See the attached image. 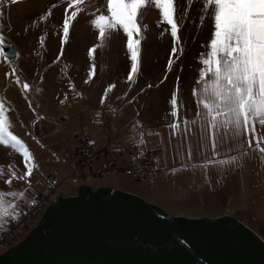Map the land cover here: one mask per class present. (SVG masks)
<instances>
[{"label":"rangeland","instance_id":"374dc122","mask_svg":"<svg viewBox=\"0 0 264 264\" xmlns=\"http://www.w3.org/2000/svg\"><path fill=\"white\" fill-rule=\"evenodd\" d=\"M179 7L187 15L177 21L181 25L178 43L154 6L138 14L140 34L134 33L133 39L140 40L139 63L129 80L127 34L116 26L100 37L92 22L100 14L110 15L106 0L79 4L76 0H5L0 7V35L15 54L0 51V102L9 118V131L32 157L26 162L10 145L0 144V190L25 193L15 201L18 214L45 189L46 174L64 176L72 171L65 160L74 157L77 130L86 129L96 147L107 140L110 149L135 144L151 154L157 170L145 182L106 174L81 183L133 192L173 215H237L264 237V166L259 164L261 153L255 150V142L249 149L247 134L229 133L214 152L210 130L201 139L199 121L185 130V121L197 118L193 89L200 87L201 54L210 50L205 45L214 32V20L201 21L200 0H179ZM73 12L77 15L70 20L65 38L63 22ZM173 47L178 49L175 55ZM24 83L29 84L28 90ZM174 94L175 117L170 103ZM99 109L109 111L102 125L92 122L93 111ZM173 123L180 125L179 131L170 127ZM141 135L144 143L138 144ZM257 135L264 136V128L257 129ZM229 156L237 157L236 162L204 163ZM26 163L36 165L32 174L24 180L12 178L13 171L17 177L27 172ZM9 179L11 184L5 182ZM76 186L71 180L62 183L46 206ZM41 214L28 219L18 238L1 243L0 252L24 237ZM7 230L6 222L0 226V237Z\"/></svg>","mask_w":264,"mask_h":264},{"label":"water","instance_id":"95a60500","mask_svg":"<svg viewBox=\"0 0 264 264\" xmlns=\"http://www.w3.org/2000/svg\"><path fill=\"white\" fill-rule=\"evenodd\" d=\"M0 264H264V237L237 215H173L133 192L81 183Z\"/></svg>","mask_w":264,"mask_h":264},{"label":"snow or ice","instance_id":"6c2138e0","mask_svg":"<svg viewBox=\"0 0 264 264\" xmlns=\"http://www.w3.org/2000/svg\"><path fill=\"white\" fill-rule=\"evenodd\" d=\"M4 2L5 0H0V7ZM10 2L17 3L18 0ZM81 2L82 0H76L78 4ZM106 2L110 15L100 14L92 22L99 30L100 37L105 36L106 30L114 29L116 26L127 34V48L131 59L129 80L138 69L140 40L133 39V34H140L137 17L142 10L148 6L158 9L163 21L170 25L174 42L178 43L181 25L177 21L183 20L187 15L186 10L180 9L179 0H106ZM200 4V19L202 22L214 20V32L209 44L205 45L206 49L210 50L201 54V63L204 67L200 69L197 81L200 87L197 89L194 86L193 89V95L197 98V118L185 121V130H188V125H195L199 121L202 128L201 139H204V131L210 130L214 152L229 133L234 137L247 134L248 148L253 149L255 142V150L264 153V136L257 135L256 127L259 125L264 128V0H200ZM76 15L77 13L73 12L71 17L64 19L65 38L69 36L70 20ZM3 46L4 37L0 35V51L3 50ZM177 51L178 49L173 47L172 54L175 55ZM205 56L206 58H203ZM171 62L170 57L169 63ZM29 87V84H23L25 90ZM170 103L174 109L172 115L175 117L178 115L175 111L177 106L175 94ZM9 127V118L4 113L3 102H0V144L10 145L23 155L26 162L31 161L29 150L9 131ZM170 127L175 131L180 129L178 123H173ZM137 143H144L142 135ZM243 154L246 153H241ZM236 160L237 157L229 156L219 161L213 158L204 163L223 166L235 163ZM25 166L28 170L24 175L17 177L13 171L12 178L24 180L26 176L32 174L33 167H36L29 166L28 163ZM5 182L11 184L12 180ZM24 195L23 191L0 190V226L9 218L17 219L18 204L15 201Z\"/></svg>","mask_w":264,"mask_h":264},{"label":"built area","instance_id":"2783aa9c","mask_svg":"<svg viewBox=\"0 0 264 264\" xmlns=\"http://www.w3.org/2000/svg\"><path fill=\"white\" fill-rule=\"evenodd\" d=\"M108 112L107 109L95 110L92 113V122L96 125L104 124ZM76 136L77 144L72 171L64 176L45 175L48 181L47 186L37 194L35 200L20 209L17 219L7 220L8 230L0 237V244L18 238L22 229L27 226L28 219L40 215L57 188L68 180L79 185L81 179L106 174H123L139 182H145L155 168L151 154L135 144H130L123 149H110L107 142H104L101 147H96L95 141L86 129L77 130ZM100 160L103 164L99 163Z\"/></svg>","mask_w":264,"mask_h":264},{"label":"crops","instance_id":"0c3cea01","mask_svg":"<svg viewBox=\"0 0 264 264\" xmlns=\"http://www.w3.org/2000/svg\"><path fill=\"white\" fill-rule=\"evenodd\" d=\"M94 111H95V110H94ZM94 111H93V112H94ZM256 127H257V129H261V127H260L259 125H257ZM106 142L108 143L109 140H107ZM262 154H263V153H261V154L259 155V164L264 166V158H263V155H262ZM65 157H67V155H65ZM74 157H75V154H74ZM74 157H73L72 159L67 158V159L65 160L66 163H67V166H66V167H67L68 169H71V170L73 169ZM99 163L103 164V161L100 160ZM155 170H157V169L154 168V169L152 170L151 173H154Z\"/></svg>","mask_w":264,"mask_h":264},{"label":"trees","instance_id":"16d2710c","mask_svg":"<svg viewBox=\"0 0 264 264\" xmlns=\"http://www.w3.org/2000/svg\"><path fill=\"white\" fill-rule=\"evenodd\" d=\"M247 223V222H246Z\"/></svg>","mask_w":264,"mask_h":264}]
</instances>
